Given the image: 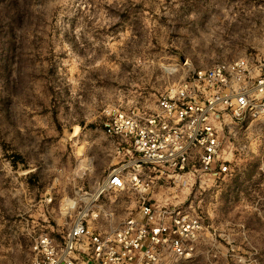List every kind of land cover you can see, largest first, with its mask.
<instances>
[{"label": "clouds", "instance_id": "obj_1", "mask_svg": "<svg viewBox=\"0 0 264 264\" xmlns=\"http://www.w3.org/2000/svg\"><path fill=\"white\" fill-rule=\"evenodd\" d=\"M199 2L203 0H104L118 12L127 10L134 17H144V9H136L141 3L150 10L149 20L153 16L158 20L163 15L167 23L157 24L153 20L151 28L161 33H177L179 38L172 47H178L176 55L184 54L188 63L181 64L175 57L168 59L159 52H150L147 43L141 44L133 34L128 38L129 44L140 58L129 61L128 53L121 49L125 55L119 57L118 62L126 63V68L119 77L108 73H101L95 80L79 77L78 91L69 97L63 92V77L52 80L54 94H48L47 99L54 103L59 118L56 120L49 114L43 128L28 118L27 111L21 114L18 109L21 98L35 103L30 79L32 69L22 66L19 57L10 71L0 68V264H72L69 259L74 256L72 249L80 250L81 255L88 252L87 233H81L74 242L65 237L68 251L53 233L67 230L70 236L71 225L65 217L79 215L82 202L97 193L111 196L112 202H100L95 207L96 215L108 221L109 227L119 219L113 213L125 205L117 202L116 197L135 193L134 174L129 171L123 177L124 186L115 188L107 182L105 172L111 175V171L116 170L113 163L127 158L136 174L144 173L136 163L137 159L144 158L133 157L123 147L141 131L149 135L129 145L133 150L139 148L149 157L166 154L171 160L184 156L189 166L199 164L201 173L212 172L217 183L210 193L204 194L207 202L199 206V215L195 208L184 209L188 214L178 221V239L172 238V226L168 222L174 208L166 210L164 224L160 225L169 228L167 240L163 239V234L159 239L146 237L140 248L129 253L119 244L108 246V240L115 243L118 239L109 232L100 245L105 252L96 253L104 264H264V63H257L258 58L264 61V0H235L227 9L231 15L220 19L219 26L211 32L203 20V11L195 7ZM66 3L67 0H56V4L37 6L34 11L46 15L51 22L48 9ZM64 15L61 10L54 27L62 34L67 33L73 46L81 44L82 37L93 46L100 43L92 38L94 27L85 31L88 26L83 19L73 39L72 29L60 19ZM224 20L228 23L224 24ZM107 23L129 26L119 15L111 17ZM58 43L59 50H63V39ZM209 45L216 46L222 55L232 54L219 65L226 70L224 76L219 74L215 63L221 57L209 56ZM248 47L257 48L258 57H244ZM94 56L95 52H91L84 59L91 63ZM206 61L213 64L210 82L223 81L215 89L219 93L217 99L229 97L211 108H204L198 96L208 98L212 94H205L204 88L193 79L199 68L209 71ZM87 67L85 65L86 70ZM105 79L109 83L105 84ZM97 80L101 81L100 85ZM105 87L113 89L111 95L105 94ZM169 97L174 99L165 103ZM138 98L143 101L139 108ZM5 99L12 100L10 108L4 107ZM185 104L192 110L181 111L178 105ZM120 109L132 124L143 121V129L136 125L133 131L127 120L119 119ZM129 110H132L131 116H128ZM206 112L209 114L205 115ZM113 116L117 117L115 124L106 131L104 126ZM148 121L154 122L149 126ZM58 123L62 125L59 130ZM80 123L84 127L78 132L63 131ZM210 126L212 131L206 139L213 141L211 160L204 151L209 147L205 140L197 145L198 135ZM217 159L229 160L228 168L213 171ZM169 166L172 167L171 161ZM145 179L149 178L145 176ZM85 183L91 195L84 192ZM106 188L114 189V193ZM186 195L185 191L179 199L168 203L180 204ZM140 199L137 197L138 201ZM237 203H242L245 209V217L240 219L232 212ZM33 214L37 219L29 220ZM161 215L165 214L159 213L157 207L156 219ZM185 222L190 228L185 227ZM204 224L207 227H202ZM209 228L213 231L209 232ZM101 231L108 228L102 227ZM129 242L135 241H126L124 247ZM145 244L147 251H141ZM113 253L119 255L113 259ZM81 255L74 256L77 264H83ZM126 255L128 260L124 259ZM132 256L137 257L135 262Z\"/></svg>", "mask_w": 264, "mask_h": 264}, {"label": "rangeland", "instance_id": "obj_2", "mask_svg": "<svg viewBox=\"0 0 264 264\" xmlns=\"http://www.w3.org/2000/svg\"><path fill=\"white\" fill-rule=\"evenodd\" d=\"M234 3L235 0H203V2L197 3L195 7L203 11V20L205 25H207L208 31L211 32L213 28L219 26L220 19H223L226 15H231L227 9L231 8ZM49 4H56V0H0V13H2V16H0V41H2L0 43V68L10 71L11 66L16 63L17 57H19L22 66L26 65L32 69L30 79L34 95L36 96L35 103L33 105L30 99L24 100L21 98L18 109L21 114L27 111L28 118L39 124L41 128L46 126L45 117L49 114L56 120L59 118V114L54 110V103L47 99L48 94H54L51 86L52 80L63 77V92L66 97H69L74 91H78V87L81 84L79 77L88 76L95 80L101 73L119 77L126 68V63L118 62L119 57H123L125 52H127L129 61L133 58H140L133 52L129 44L128 38L133 34H135L141 44L147 43L150 52H159L161 56L168 59L175 57L181 64L188 63V58L184 54L176 55L179 51L178 47H172L179 38L177 33H161L151 28L153 20L157 24H166V18L160 15L158 20L155 16H153L152 20H149L147 17L151 14L150 10L142 3L138 4L136 9L137 11L141 8L144 9L143 18L134 17L127 10L118 12L110 4L104 3V0H67L66 4L56 5L54 8L48 9L52 16L51 22L46 15L34 11L37 6H47ZM61 10L65 15L60 17V19L72 29L73 39L75 38V31L81 26V20L83 19L88 26L85 31L94 27L95 31L91 32L92 38L100 43L93 46L91 41H87L82 37V46L81 44L73 46L68 39L67 33L62 34L54 27L55 19L59 16ZM161 12H163V9H161ZM115 15H119L120 20L129 26L121 27L120 24L112 25L107 23ZM89 16L91 19H89ZM227 23L228 21L224 20V24ZM153 31L156 32L155 35H153ZM61 39H63V50H59L61 45L58 41ZM209 48L211 49L209 56L221 57L216 62L223 61L232 55L231 53H223L222 55L221 51L213 45H209ZM121 49H124L125 52H122ZM91 52H95V56L91 58V63H89L84 58L86 55H90ZM258 53L259 50L257 48L248 47L244 52V56L258 57ZM206 62L208 66L212 65L211 61ZM257 62L264 63L259 58ZM161 63H163V60ZM92 64L95 67H92ZM85 65H88L87 70ZM104 83L107 84L109 82L105 79ZM97 84L100 85L101 81L97 80ZM104 91L106 95H111L113 89L105 87ZM120 91L123 92L124 89L121 88ZM152 91L154 92L155 90L153 89ZM143 95H146V93ZM128 99L131 98L129 97ZM142 102V100H139L137 108L141 106ZM3 105L5 108H10L12 100L5 99ZM67 111L68 108H65V112ZM119 111H123V109ZM131 111L129 110V112ZM89 126L91 127L92 124H89ZM61 127L62 125L58 123V130ZM83 127L84 124L80 123L72 129H63V131L69 133L78 132ZM123 147L125 148L124 144ZM126 160L127 158L124 161L114 162L112 167L114 169L118 168ZM223 162L228 168L229 160L217 159L213 171H217L219 165ZM107 174L108 172L106 171L105 177ZM140 176L138 185L134 186V194L116 197V201L125 205V207L119 212L113 213L119 219L113 221L110 227L108 221H102L95 211V207L100 202L105 200L108 203L112 202L111 196L105 197L103 193H97L92 199L83 201L81 208L78 210L79 215L65 217V219L69 221L70 225L73 223L72 221L82 220L95 231L102 232V227H105L108 228V231L105 232L112 233L121 226L125 219L135 215L142 199L167 210L174 208L175 211H180L181 216L188 214L184 209L192 208H195L197 215H199V206L207 202L204 194L206 192L210 193L217 183L213 174L201 178L194 177L190 173L175 176L170 170L161 168H146ZM145 176L149 179H145ZM205 184H207V187H202ZM153 185H155L154 189ZM124 191L127 192L128 189L124 188ZM185 191L187 195L180 204L168 203L179 199L185 194ZM84 192L89 193L87 183L84 185ZM109 192L114 193V190H109ZM198 192L199 196H197ZM89 195L91 194L89 193ZM137 197H141V199L138 201ZM232 212L235 213L237 219L245 217V209L242 203H237L232 208ZM15 219L19 220L21 218L16 217ZM36 219L35 214L29 217V220ZM97 221H100V223H97ZM198 221L200 223V220ZM218 223H223V221H218ZM52 224L55 228V222H52ZM202 227H207V224L202 225ZM208 230L209 232L213 231L212 228ZM66 231L54 232L53 237L57 241H61Z\"/></svg>", "mask_w": 264, "mask_h": 264}, {"label": "built area", "instance_id": "obj_3", "mask_svg": "<svg viewBox=\"0 0 264 264\" xmlns=\"http://www.w3.org/2000/svg\"><path fill=\"white\" fill-rule=\"evenodd\" d=\"M245 57V56H244ZM243 59V57H242ZM217 67V70L221 76L225 75V68L219 67L220 64L223 63V61H217L215 62ZM229 63L231 61L229 60ZM261 63V62H257ZM237 64H239V61H237ZM209 71L205 72L204 68H199L196 73L193 76V79L199 82V86L204 88V93L212 95L208 98L205 96H198V99L200 100V103L204 106V108H211L213 104H217L220 102V100H228L229 97H220V100L217 99L219 96V93L215 91L217 87H220L223 84V81H216L215 84H212L210 81L212 79V67L213 64L208 66ZM205 77V79H201V77ZM230 78V74H229ZM185 80L188 83H191V80H189L187 77ZM162 99V98H161ZM174 97H169L168 100L165 101V103H168L172 101ZM186 100H189L190 98L185 97ZM181 111H191L192 109H189L187 105H178ZM209 113H205V115H208ZM132 115V111L128 112V116ZM119 119L121 120H127V117L125 116L124 111H119ZM117 117L113 116L111 117L107 123L105 124V130L107 131L111 124H115ZM154 121H148L147 123L149 126ZM127 123L132 125L133 131L136 130V125H140L141 129H143L144 122L141 120H137L136 124H132L131 120H127ZM183 123V121H181ZM212 131L211 126L209 128L204 129L203 134L198 135L197 137V145H199L200 140H205V142L209 145L208 148L204 149L206 153H208L209 160L212 158V152H211V146L213 144V141H209L206 139L209 132ZM149 133L141 131L139 135L134 136L129 142H125V148L131 153L133 157L138 158H144V159H137L136 163L140 165L141 168L144 170L146 168H161V169H168L170 170L175 176L185 175L190 173V175L194 177H204L206 175H211L212 172L205 170L203 173L200 172V165L199 164H193L192 166H189L187 163V160L184 156H177L175 160H171V157L166 158V154L156 155L149 157L147 153H145L143 150L137 148L133 150L132 147L129 145H135L138 140L141 139V137H147ZM146 146H150L146 143ZM154 151H159V149H154ZM175 155V154H173ZM156 161H162L163 163H157ZM171 161L172 167L170 168L169 162ZM123 167L119 166L118 168H115V171H111V175L107 174V182L111 185H114L115 188H121L124 186V179L123 177L128 174L129 171L133 172V185L137 186L138 182L141 178L140 174H136L135 170L132 169L131 165L127 163V160L124 164H122ZM227 167L225 166L224 162L219 165V168L215 172H221L222 170H226ZM119 180L120 183L117 184L116 181ZM114 190V189H107L106 191ZM157 207L159 208V213L165 214L161 215L159 219H156L157 214ZM166 208L159 207L157 205H152L145 199H142L138 206V211L135 213V215L130 216L129 218L125 219L121 226L112 232L118 239L115 241V243L112 240H108V246L112 247L115 246V244H119L121 249L125 252H132L135 251L137 248H140L141 241L147 239L151 240L152 237H156L159 239L161 237V234H163V239L167 240L169 239L168 227H160V225L164 224L165 216L167 215ZM184 216H181L180 211H172L171 212V218L169 219V224H171V231L173 233L172 238L178 239L179 237V224L178 221H182ZM197 223L199 224V221L197 220ZM185 227H189L190 225L185 222ZM81 233H87L89 243L87 244L88 252H83L81 255L80 250L72 249L74 256L75 255H81V259L83 260V264H104V260L97 256V252L104 253L105 249L100 247V245L103 243L104 238H106L109 233L108 232H100L95 231L94 229L90 228L85 224L82 220L75 221L71 224V235L69 236L68 232L66 231L65 235L63 236L61 241H57L61 246L65 248V251H68L65 237H67L69 240L75 241L76 237H79ZM135 241L134 243H127V247L125 246L126 241ZM83 243V241H81ZM141 251H147V245L141 249ZM119 253H113V259H115ZM69 257V259L72 261V264H77L75 258ZM125 260L129 259V256L126 255L124 257ZM132 261L135 262L137 260L136 256L131 257Z\"/></svg>", "mask_w": 264, "mask_h": 264}, {"label": "snow or ice", "instance_id": "obj_4", "mask_svg": "<svg viewBox=\"0 0 264 264\" xmlns=\"http://www.w3.org/2000/svg\"><path fill=\"white\" fill-rule=\"evenodd\" d=\"M116 183H117V184H119V183H120V181H119V180H117V181H116Z\"/></svg>", "mask_w": 264, "mask_h": 264}]
</instances>
